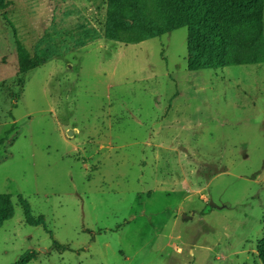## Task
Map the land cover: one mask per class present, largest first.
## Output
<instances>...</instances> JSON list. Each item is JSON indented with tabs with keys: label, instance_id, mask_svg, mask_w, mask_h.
Here are the masks:
<instances>
[{
	"label": "rangeland",
	"instance_id": "374dc122",
	"mask_svg": "<svg viewBox=\"0 0 264 264\" xmlns=\"http://www.w3.org/2000/svg\"><path fill=\"white\" fill-rule=\"evenodd\" d=\"M5 1L0 264H263L264 64L110 38L109 0Z\"/></svg>",
	"mask_w": 264,
	"mask_h": 264
},
{
	"label": "trees",
	"instance_id": "16d2710c",
	"mask_svg": "<svg viewBox=\"0 0 264 264\" xmlns=\"http://www.w3.org/2000/svg\"><path fill=\"white\" fill-rule=\"evenodd\" d=\"M263 0H109L107 34L126 43H139L188 27V67L191 71L264 64V35L261 32ZM7 3L0 0V8ZM193 18L195 24L190 25ZM19 55L26 49L17 43ZM26 220L28 203L20 199ZM14 215L10 195H0V229ZM264 264V239L259 245ZM22 257L16 264H26Z\"/></svg>",
	"mask_w": 264,
	"mask_h": 264
}]
</instances>
